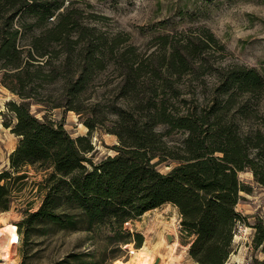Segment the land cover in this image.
<instances>
[{"label": "trees", "instance_id": "16d2710c", "mask_svg": "<svg viewBox=\"0 0 264 264\" xmlns=\"http://www.w3.org/2000/svg\"><path fill=\"white\" fill-rule=\"evenodd\" d=\"M49 3L0 0V85L20 97L7 104L15 122L4 124L20 140L10 156V168L0 171V210L11 208L14 187L29 177L25 168L33 166L45 171L40 184L46 194L41 207L28 210L25 221L18 224L27 242L38 225L71 230L110 226L114 235L108 237L109 243L123 241L140 248L144 236L125 224L174 203L184 228L195 235L190 253L198 264H234L230 262L233 241L243 219L237 207L241 192L250 190L239 172L253 170L264 185V128L240 133L226 115L238 93L253 100L264 92V75L245 64L229 67L219 71L218 94L211 104L183 97L182 105L193 101L194 109L169 108L168 91L156 89L145 98L139 81L145 61L135 46L122 51L121 41L81 23L80 13L66 6L65 0ZM208 32V39L217 42ZM197 56L195 51L184 54L177 48L166 67L180 78L190 72ZM111 66L122 72L113 89L115 100L107 105L100 99L90 103L86 124L92 134L112 118L115 127L109 130L118 135L121 145L117 155L95 163L89 157L95 150L91 135L73 137L50 111L63 107L85 112V95L97 89ZM156 74L161 77L158 70ZM173 87L169 86L173 98L183 94ZM33 104L41 106L42 117L33 112ZM249 110L242 105L238 112L247 116ZM160 125L167 130L158 129ZM177 129L187 133L180 145L168 139ZM172 161L178 163L170 171L160 169ZM255 228L254 241L260 246L264 220L260 218ZM85 256L73 252L56 264H93Z\"/></svg>", "mask_w": 264, "mask_h": 264}, {"label": "rangeland", "instance_id": "374dc122", "mask_svg": "<svg viewBox=\"0 0 264 264\" xmlns=\"http://www.w3.org/2000/svg\"><path fill=\"white\" fill-rule=\"evenodd\" d=\"M49 1L51 5L58 3V0ZM65 3L77 9L81 23L121 41L120 50L136 47L140 59L145 61V74L139 79L144 86L145 98L153 95L156 89L168 91L169 108L176 107L181 111L187 107L194 109L193 101L187 107L182 105L183 97L194 101L201 98L199 101L205 106L211 104L218 94L219 71H226L229 67L245 64L264 75V0H65ZM208 31L214 33L217 42L208 39ZM177 48L184 54L189 51L198 54L191 61L190 72L180 78L166 67L168 58ZM116 51L119 53L118 48ZM157 70L161 77L156 74ZM121 73L119 68L111 66L101 75L97 89L85 95L87 106L82 114L63 107L50 111L54 119L65 124L73 137L91 135L95 150L89 153V157L95 163L117 155L121 142L118 135L109 130L115 127L114 121L110 120L112 118L89 134L86 121L91 116L90 103L100 99L107 105L114 101L113 89L121 80ZM169 86L179 87L183 94L173 98ZM10 100L20 101V97L0 85V171L10 168V156L20 140L4 124L5 120L15 122L14 114L7 107ZM235 101L226 116L236 122L235 128L240 133L264 128V92L253 100L238 93ZM242 105L250 108L247 116L238 112ZM40 107L33 104L32 109L42 117L44 112L39 111ZM158 129L166 131L167 126L160 125ZM213 132L211 129L209 135ZM168 135L173 144L180 145L187 133L177 129ZM177 163L165 162L160 169L166 173ZM25 169L29 177L14 187L11 208L0 210L4 214L0 227L7 222L21 225L27 211H37L44 201L46 190L40 182L45 171L33 166ZM239 177L250 190L241 192L237 209L243 219L236 228L230 262L261 264L264 261V244L257 246L254 240L255 225L260 218L264 220V185L251 169L240 171ZM182 221L179 207L165 203L127 222L126 229L144 236L140 248L128 247L123 241L109 243L108 237L114 235L110 226L71 230L52 224L38 225L28 242L18 230L21 239L12 249L9 264H56L73 252L85 253L86 258L94 261L93 264H116L118 260L127 262L136 258L144 244L154 250L150 254L153 257L151 264L157 258H161L159 264H198L190 253L195 235L184 228ZM169 235L174 237L172 241ZM169 242L177 244L172 248Z\"/></svg>", "mask_w": 264, "mask_h": 264}, {"label": "bare ground", "instance_id": "6f19581e", "mask_svg": "<svg viewBox=\"0 0 264 264\" xmlns=\"http://www.w3.org/2000/svg\"><path fill=\"white\" fill-rule=\"evenodd\" d=\"M4 214L0 213V219L3 217ZM7 218V217H6ZM168 225V223H167ZM173 225V224H172ZM175 225V224H174ZM169 227V226H168ZM172 228V227H171ZM0 234L3 236V240L0 239V257L2 258H6L9 261L11 260V253H12V249L15 246L14 242H16L17 240V232H16V228L15 225L12 223H6L4 227H0ZM163 237V236H162ZM162 240V239H161ZM149 240H147L148 242ZM167 241V240H165ZM157 244V243H156ZM162 244V243H161ZM160 244V245H161ZM177 244L176 242H169L170 247H172V245ZM167 244V248L169 246ZM175 247V246H174ZM164 248V247H163ZM173 248V247H172ZM158 249V248H157ZM154 250L150 249L149 246L146 244H144V246L140 249V252H136L138 253V256L134 259H131V261H127V262H123L122 260H118L119 262H117V264H151L153 257L150 256V254L153 252ZM161 251V250H160ZM175 251V250H174ZM172 252V251H171ZM175 254V253H174ZM167 255V254H166ZM165 255V256H166ZM171 255V254H170ZM173 255V254H172ZM174 256V255H173ZM168 257L169 254H168ZM178 258V257H177ZM11 262V261H10ZM116 262V261H115ZM168 262V261H167ZM166 262V263H167ZM163 263V260L162 262ZM169 263H173V262H169ZM175 263V262H174ZM8 264V262H7ZM115 264V263H114Z\"/></svg>", "mask_w": 264, "mask_h": 264}, {"label": "built area", "instance_id": "2783aa9c", "mask_svg": "<svg viewBox=\"0 0 264 264\" xmlns=\"http://www.w3.org/2000/svg\"><path fill=\"white\" fill-rule=\"evenodd\" d=\"M18 225V224H17ZM15 228H16V232H17V240H16V242H14V245L16 244V243H18L19 241H20V234L18 233V230H19V226H16L15 225ZM20 232V231H19ZM2 235L0 234V239L1 240H3V236L1 237ZM7 262H8V264H9V260L8 259H6V258H2V257H0V264H7ZM117 264V263H116Z\"/></svg>", "mask_w": 264, "mask_h": 264}, {"label": "water", "instance_id": "95a60500", "mask_svg": "<svg viewBox=\"0 0 264 264\" xmlns=\"http://www.w3.org/2000/svg\"><path fill=\"white\" fill-rule=\"evenodd\" d=\"M173 238H174V237H173L172 235H169V239H170V241H172ZM160 261H161V258H157V260H156V262H155L154 264H159Z\"/></svg>", "mask_w": 264, "mask_h": 264}]
</instances>
